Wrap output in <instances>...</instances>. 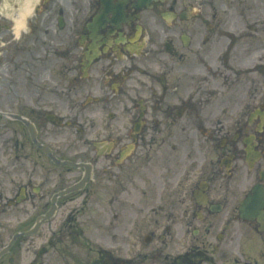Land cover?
Returning <instances> with one entry per match:
<instances>
[{
    "label": "flooded vegetation",
    "instance_id": "1",
    "mask_svg": "<svg viewBox=\"0 0 264 264\" xmlns=\"http://www.w3.org/2000/svg\"><path fill=\"white\" fill-rule=\"evenodd\" d=\"M25 29L0 264H264V0H40Z\"/></svg>",
    "mask_w": 264,
    "mask_h": 264
},
{
    "label": "rangeland",
    "instance_id": "2",
    "mask_svg": "<svg viewBox=\"0 0 264 264\" xmlns=\"http://www.w3.org/2000/svg\"><path fill=\"white\" fill-rule=\"evenodd\" d=\"M24 0H0V22L3 24L0 29V99L8 105V97L10 96L11 90V78L12 75V66L8 63H11L10 54H11V46L8 44L9 41L13 42V32H15V23L9 19L11 15H17L16 17H12L13 19H18V11L20 10L19 6ZM40 3H37V5ZM37 14H42L41 12ZM3 17H6L4 19ZM8 27V28H7ZM2 38H4V44L2 43ZM16 47V46H12ZM7 50V54H3V51ZM20 87L23 88L24 84H20ZM20 88V90H21ZM22 91V90H21ZM5 106V107H6ZM4 122V121H3Z\"/></svg>",
    "mask_w": 264,
    "mask_h": 264
},
{
    "label": "bare ground",
    "instance_id": "3",
    "mask_svg": "<svg viewBox=\"0 0 264 264\" xmlns=\"http://www.w3.org/2000/svg\"><path fill=\"white\" fill-rule=\"evenodd\" d=\"M37 0H24L19 8L18 11V19L16 21V30L19 33L20 29L24 26V21L26 20L27 16L31 14L33 6ZM15 15V14H14ZM14 15H11L14 16Z\"/></svg>",
    "mask_w": 264,
    "mask_h": 264
}]
</instances>
